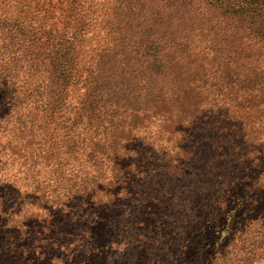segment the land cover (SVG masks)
<instances>
[{
  "label": "trees",
  "instance_id": "obj_1",
  "mask_svg": "<svg viewBox=\"0 0 264 264\" xmlns=\"http://www.w3.org/2000/svg\"><path fill=\"white\" fill-rule=\"evenodd\" d=\"M55 1L31 11L41 18L33 25L0 17V264H28L27 249L56 258L43 252L51 242L42 236H52L53 213L72 207L78 213L62 227L68 238L56 241L89 251L87 238H101L106 219L116 218L118 196L137 204L135 173L146 170L129 157L141 145L160 151L154 178L170 180L151 183L141 206L150 215L133 217L129 228L134 241L144 240L139 232L155 208L167 218L185 212L178 197L162 208L157 201L188 167L210 180L209 157H194L200 168L192 163L198 119L199 130L244 145L237 186L264 189V0ZM199 210L200 225L191 215L182 234L168 236L169 264H200L209 254L199 241L206 216L214 221L211 200Z\"/></svg>",
  "mask_w": 264,
  "mask_h": 264
},
{
  "label": "rangeland",
  "instance_id": "obj_2",
  "mask_svg": "<svg viewBox=\"0 0 264 264\" xmlns=\"http://www.w3.org/2000/svg\"><path fill=\"white\" fill-rule=\"evenodd\" d=\"M46 5H50V7L53 5L55 7L56 1L0 0V17L2 18L5 16L8 19L19 21L23 26L33 25L35 21L41 19H38L37 16V14L42 13L39 7H44ZM33 9L37 10V14L31 13ZM53 13L56 14L57 10H53ZM58 15L46 16L45 19L46 21L54 20ZM24 71L27 70L25 69ZM69 71H73L70 66ZM24 78L25 77H23V79ZM25 81H29L28 74ZM64 88V91L68 92L71 86L67 84ZM202 122L204 121L198 119L194 126L196 133L193 139L198 140L197 138L199 137L200 139L202 138V141H198V144H196L194 148H191L194 160L192 163L195 164L194 157H209L208 167L212 168L210 180H206L203 184L197 173L186 166L188 167L186 171H188L190 175L184 176L178 181H170L168 187L169 196L166 200L162 198L159 202L157 201V207L162 208L165 207L166 203H169L172 198H174L175 202L178 197L180 204L184 206L189 205L188 208H185V212L175 210L171 213V216L167 218L155 208L154 213L156 215L154 219L149 217L150 222H152L150 228L146 231L140 230L139 232L141 233L140 237H143L144 240H139V242L134 241L136 237H139V234H137L136 229L135 232L129 230V228L132 227L131 223L135 221L133 217L150 215V211H145L143 213L145 208L141 206L145 205L147 197L149 195L151 196V192H153L151 183H155L161 179L160 175H156L157 178H154L156 173L153 171L157 165L156 157H160V154L157 152L160 151L153 147L145 148V146L141 145L143 147L141 153L138 155H130L129 157L133 163H136L137 166L143 165V169L146 170L145 174L135 173L136 179L139 180V185H133L131 192L133 195L138 194L137 204L132 203V198H134V196L129 198L118 196L122 202L117 205L115 203L116 208L111 212L116 213V218L106 219V225L100 233L101 238L98 236L97 238H95V236L87 238L89 246L86 247L89 251H84L83 248L79 249L78 245H70L71 243L66 239L67 248L61 247V244L56 241V238L58 240L61 239V237L68 238L69 234L64 233L62 227L63 225L64 227H68L69 217L72 213H78L76 207H72L71 213L68 212L69 215L58 211L53 213L54 223L50 229L52 236H42L46 242H51L49 246H47V244L45 245L47 247L43 249V252L47 256H51V252H53L57 257L50 260H48V257L47 260L44 261L37 256L38 252L32 253V250L27 249V253L23 252V254L26 255V258L23 260L28 259V261H30L27 262L28 264L173 263L169 241L167 240L168 236H172L173 233L177 235H179V233L182 234L185 228L182 227L186 224L185 220L191 217V215L193 221L200 225L199 223H201L204 218H202V214L200 215L199 208L203 204V200L207 197L212 202V207H214L213 216L215 217L214 221L210 219V216H206L205 218L206 224L204 225L206 226L203 229L202 236H200L201 241H199V246L202 248L201 251L206 253L207 250L209 254L203 255L200 264H264V189L258 188L257 186L253 188L237 186V176H240L244 169L243 165H239L237 159L239 155L244 153V145H240L238 139L234 138L232 135L226 136L223 133H213L206 128L199 130V125L197 130V124L199 123L202 126ZM145 151H149V153ZM145 158L146 160H144ZM195 165L197 168L201 167L198 164ZM130 168L133 169V165L130 166ZM188 177L192 178L195 183H189L191 181ZM161 180L168 183L170 178ZM242 189L249 191L243 202L237 200L238 193H240ZM168 198L170 200H168ZM242 208H244L243 212L241 210ZM109 210L110 209H108L106 214L109 213ZM205 210L206 208L203 211ZM210 210L211 209L208 211ZM181 215L183 216L180 217ZM28 230L35 231L36 226L32 225ZM71 230L78 231L77 225L71 227ZM107 231L115 233V236L109 239L108 236L105 235ZM102 235L104 236L102 237ZM6 238H8V236H6ZM61 240L64 242L63 239ZM97 241H100L99 246H96L95 242ZM53 242L55 244H52ZM105 243L111 245L104 247ZM101 244H103L102 248L100 246ZM212 245H214L213 249ZM16 253L20 254V252ZM8 263L12 264V261L8 260ZM15 264H18V262L15 261Z\"/></svg>",
  "mask_w": 264,
  "mask_h": 264
}]
</instances>
